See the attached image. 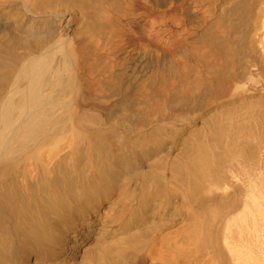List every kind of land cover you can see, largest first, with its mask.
Masks as SVG:
<instances>
[{
    "label": "bare ground",
    "instance_id": "1",
    "mask_svg": "<svg viewBox=\"0 0 264 264\" xmlns=\"http://www.w3.org/2000/svg\"><path fill=\"white\" fill-rule=\"evenodd\" d=\"M0 264H264V0H0Z\"/></svg>",
    "mask_w": 264,
    "mask_h": 264
},
{
    "label": "rangeland",
    "instance_id": "2",
    "mask_svg": "<svg viewBox=\"0 0 264 264\" xmlns=\"http://www.w3.org/2000/svg\"><path fill=\"white\" fill-rule=\"evenodd\" d=\"M149 19L148 18H145V21H148Z\"/></svg>",
    "mask_w": 264,
    "mask_h": 264
}]
</instances>
